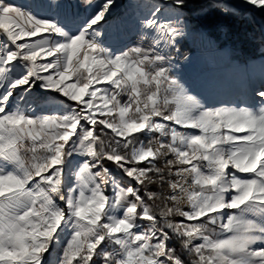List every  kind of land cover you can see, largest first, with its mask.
Listing matches in <instances>:
<instances>
[{
	"label": "snow or ice",
	"instance_id": "snow-or-ice-1",
	"mask_svg": "<svg viewBox=\"0 0 264 264\" xmlns=\"http://www.w3.org/2000/svg\"><path fill=\"white\" fill-rule=\"evenodd\" d=\"M114 3L42 17L0 0V264H264V85L207 106L165 67L181 18L152 5L117 53Z\"/></svg>",
	"mask_w": 264,
	"mask_h": 264
},
{
	"label": "rangeland",
	"instance_id": "rangeland-1",
	"mask_svg": "<svg viewBox=\"0 0 264 264\" xmlns=\"http://www.w3.org/2000/svg\"><path fill=\"white\" fill-rule=\"evenodd\" d=\"M208 1L227 4L235 12H245V17L256 27L258 39L261 41L256 56L245 60L238 59L223 33L220 38L224 43H221L213 34L205 30L199 20L201 13L206 12L205 7L198 12L188 11L187 4L205 5ZM6 2L42 17L63 15V11L58 14L57 11L49 9L47 0H6ZM63 2L65 9L76 12L81 17L86 16L90 11L82 6V0H63ZM152 5L172 10L183 22L184 36L176 45L179 52L170 53L165 67L170 65V71L182 81L189 94L195 95L207 106L256 104L255 92L264 85V11L248 5L244 0H186L185 7L176 9H173L169 0H115L107 17V24L103 26L107 30V35L103 37L104 43L117 53L126 46H131L137 40V20L147 15ZM3 40L4 37L0 35V42ZM147 46L145 42V47ZM165 50L167 51L166 48ZM80 159L73 157L69 168H75ZM111 172L121 185L126 187L131 183L119 169L116 168V171L111 170ZM237 175L246 178L249 174L237 173ZM110 191L109 186L106 194ZM63 235L65 239L68 238V234ZM57 253L58 250L53 255Z\"/></svg>",
	"mask_w": 264,
	"mask_h": 264
},
{
	"label": "trees",
	"instance_id": "trees-1",
	"mask_svg": "<svg viewBox=\"0 0 264 264\" xmlns=\"http://www.w3.org/2000/svg\"><path fill=\"white\" fill-rule=\"evenodd\" d=\"M214 4L215 3L208 1L205 5L195 3L193 6L191 4H187V7L190 12H198L204 7L206 8V12L201 13L199 19L202 23V27L213 34L221 43H224L223 39L220 38L223 33L229 41L228 43L231 44L232 50L238 59L245 60L256 56L261 41L258 39L259 36L258 32H256V27H254V25H252L245 17V12H235L230 9L231 13L234 14H225L224 12L211 6ZM239 43H241V45H239ZM182 50L185 51L184 49ZM141 138L144 139L143 137ZM108 166L111 170L116 171L115 165L109 164ZM141 191L143 192L144 189H141ZM148 191L159 192L160 189L154 185L151 186ZM149 203H151V201H149ZM157 203H159V201H157ZM176 219L180 218L177 217ZM176 247L179 250L178 242L176 243Z\"/></svg>",
	"mask_w": 264,
	"mask_h": 264
},
{
	"label": "crops",
	"instance_id": "crops-1",
	"mask_svg": "<svg viewBox=\"0 0 264 264\" xmlns=\"http://www.w3.org/2000/svg\"><path fill=\"white\" fill-rule=\"evenodd\" d=\"M123 44H125V43H123ZM123 44H122V45H123Z\"/></svg>",
	"mask_w": 264,
	"mask_h": 264
}]
</instances>
